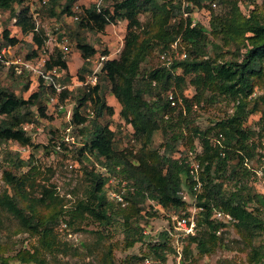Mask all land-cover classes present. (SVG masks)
Segmentation results:
<instances>
[{
	"label": "trees",
	"instance_id": "obj_1",
	"mask_svg": "<svg viewBox=\"0 0 264 264\" xmlns=\"http://www.w3.org/2000/svg\"><path fill=\"white\" fill-rule=\"evenodd\" d=\"M25 1L28 0H0V10L8 11L16 18V25L24 35H33V44L37 48L32 50V57H37L46 40L43 32H38L28 6L16 12L15 5H22ZM36 1L47 8L50 16L61 18L74 14L73 6L78 0H66L61 14L56 13L59 0ZM105 1L99 7L95 3L83 8L75 21H78L79 28L95 33H103L108 25L118 20L127 21L124 47L117 58L105 60L100 78L104 74L109 81L111 94L121 107L120 116L133 127V135L141 143V148L136 153L118 149L117 134L109 125L97 123L106 114L113 116L115 113L114 107L101 94V82L89 92L82 88L76 92L62 91L60 102L68 97H74L78 102L69 123L82 125L80 129L90 121L93 124V130H87L88 140L79 149L80 161L90 157L102 160L110 176L121 175L129 187L125 195L128 204L123 207L107 198L104 187L109 177L89 171V188L74 208L67 211L69 219L65 224L72 226L76 220L90 219L103 229L121 226L128 247H133L146 238L142 222L148 200L174 210L173 213L184 211L190 215L182 195L186 187L187 194L195 199L199 208L197 225L206 227L203 234L186 237L183 249L186 260L196 259L192 245H195L199 257L212 254L216 247L224 245L221 231L227 223L244 241L261 235L264 231V193L252 192V182L256 179L251 180L255 174L246 164V160L254 158L258 145L253 139L256 131L245 123L252 114L260 113V125L264 130V0L261 4L250 0L246 6L253 5V8L247 13L243 12L239 0H215L217 7H221L219 11L212 6L213 0H162L161 3L159 0H113L112 5L104 6ZM195 8L210 12L209 29L201 23L192 26ZM185 11L189 13L186 18L183 17ZM145 12L153 20L149 30L141 27L139 19ZM171 18L178 21L170 23ZM71 35L79 40L77 49L85 61L79 73V78H83L88 70V59L98 50L87 42L86 34L80 30ZM3 37L11 45L21 41L11 37L7 28ZM174 44L183 46L186 57H175L169 64L149 69L140 77L142 63L157 47L170 53ZM102 54L107 55L108 51L104 50ZM227 54L231 56L229 59L225 58ZM53 68L69 71L66 58L60 52L47 61L45 69ZM70 79L66 73L64 80ZM45 82L39 75L38 90L29 98L0 86V144L15 141L22 146L33 145L25 125L47 116L44 97L47 95L48 100L56 93L55 87ZM188 86L195 90L191 98L185 96ZM23 87L28 90L29 83ZM169 92L174 93L176 100L180 96L182 103L172 106ZM223 100L233 104L232 113L206 129H201L190 119L194 104L204 102L211 105ZM88 101L95 112L91 118L84 114ZM33 106L38 107L39 114L32 112ZM158 130L166 139L163 154L152 149L154 133ZM214 134L223 137L214 142L211 137ZM196 140L202 147L201 154L196 157L201 163L200 192L194 190L195 182L189 174V165L185 163L188 157L183 156L181 163L180 158L174 157L180 144L191 152ZM50 145L54 147L55 143L43 146L48 149ZM5 160L7 164L3 165L2 179L10 189L0 190V212L14 217L21 232L39 236L40 246L51 252L58 243L56 229L65 218L63 200L55 185L37 182L40 172L33 165L32 156L26 160L18 152H8ZM259 161L257 157L255 162ZM27 166L30 169L21 172ZM120 205L123 208L117 207ZM217 211L230 214L232 219L213 218ZM146 213L149 217L153 212ZM2 225L0 215V227ZM158 239L159 244H148L149 251L167 261L168 255L174 251L170 243L173 236L169 230H163ZM112 254L113 245L104 252L103 264H114ZM13 258L24 264H48L39 246L33 251L20 249ZM10 259L0 253V264H10ZM263 260L264 254L253 246L249 263L264 264Z\"/></svg>",
	"mask_w": 264,
	"mask_h": 264
},
{
	"label": "rangeland",
	"instance_id": "obj_2",
	"mask_svg": "<svg viewBox=\"0 0 264 264\" xmlns=\"http://www.w3.org/2000/svg\"><path fill=\"white\" fill-rule=\"evenodd\" d=\"M249 1L239 0L244 13H247L249 8H253V5L246 6ZM65 2L66 0H59L56 6L57 14H61ZM96 2L97 0H78L73 6L72 11L74 14L72 16L63 15L61 18L50 16L47 8L43 4L40 5V2L36 0L25 1L22 5L16 4L15 9L16 12H19L25 6L30 8L35 26L38 32H43L46 40L45 45L38 51L39 53L45 48L50 56H56L59 52V49L55 45V38L58 34L56 26H59L60 30L65 31L70 39L72 48L71 52L66 56L69 70H66V73L67 76L75 79L79 76L81 68L85 65V61L77 49L79 40L71 35L72 32L80 30L86 34L87 42L98 50L94 59L99 54H102L104 50L108 51L107 55H110L111 58H117L124 47L127 21L118 20L115 24L108 25L103 33H95L84 28H79L78 21L74 20L75 16H81L83 8H89ZM113 2V0H106L104 6H110ZM159 2L161 3L162 0H159ZM257 2L261 4L262 0H257ZM220 9L221 7H217L215 11H219ZM209 16L210 12L207 9L195 8L192 14V21L195 20L196 23H201L209 29ZM183 17L186 18L184 14ZM139 19L143 29L148 28L149 30L151 28L153 20L148 12L142 13ZM177 21L176 18H171L170 23H176ZM5 28L10 31L11 37H17L21 41L15 45H11L6 41L3 37ZM32 37V34L24 35L22 33L20 27L16 25V19L11 16L10 12L0 10V62L2 63V68L0 69V86L13 89L16 94L24 98H29L32 93L38 90V76L29 71L25 66L27 62H36V57H32V50L37 47L33 44ZM8 45L11 48L7 49L5 53H2L3 47ZM231 49L234 50V48ZM177 51L184 53L183 46L179 44ZM161 52V49L157 47L146 58L142 63L140 77L144 73H147L149 69L157 68L163 64L160 60ZM210 52L214 55L211 50ZM29 54L32 58L28 57ZM230 57V54H227L225 58L229 59ZM94 59L92 62H87L89 67L93 65ZM102 76L103 78H100L102 86L101 94L106 98L107 103L114 107L115 113L113 116L106 114L97 123L109 125L112 131L117 134L116 145L118 149H129L136 153L141 148V143L135 140L133 127L122 120L120 116V104L111 94L109 81L104 74ZM26 83H29V89L25 91L23 90V86ZM72 91L76 92L78 90ZM256 92L259 93L260 90ZM194 93V88L188 86L185 91V96L191 98ZM179 98L181 97L179 96ZM44 99L47 116L36 119L34 122H29V125H25L28 135L32 138L33 145L22 146L15 141L0 144V190L6 187L10 189L2 179L3 165L7 164L5 160L6 154L8 152H18L26 160L32 156L33 165L40 172L37 175V182L39 184H46L47 186L55 185L58 195L63 200L62 208L64 213L66 212L64 214L65 218L56 229L58 243L55 249L49 252L40 246L39 236L21 232L18 221L14 217L5 212H0L3 219V225L0 227V253H4L5 256L11 258L10 264H24L18 259L13 258V256L20 249L33 251L38 246L48 264H103L102 256L108 247H112V245L114 264H250L249 256L252 254L253 246L257 247L264 254V231L252 240L244 241L236 229L227 223V226L221 231L224 245L216 247L212 254L199 257L195 245H192L193 255L196 259L186 260L183 255V249L187 243V238L173 236L170 243L174 251L168 255L167 261H162L156 254L150 253L148 244H159L158 237L163 230H171L176 234L171 217L175 216V214L182 215L184 211L173 213L174 210L165 209L154 200H148L145 203V210L143 211L145 218L142 226L144 227V234L146 235L145 241L136 243L133 247H128V240H125L121 226L103 229V226L90 219H84L83 221L76 220L72 226L67 224L64 226L63 224L66 223L65 220L69 219L67 211L74 208L76 202L85 196L86 190L89 188L90 179L88 172L94 170L95 172H100L105 177H109L104 187L109 201L114 200L112 199L114 182L110 181L113 175L110 176V173L105 170L102 160L96 159L95 157H90L88 160L83 161L79 159V149L88 140V131L93 130V124L90 121L88 125L80 129L82 125L77 126L69 123L71 121L69 116L73 114L72 111L78 104L77 99L68 97L59 104H50L49 99L47 100V95ZM61 105L63 108H61ZM31 110L33 113L39 114L37 106H33ZM232 111L233 104H227L225 100L211 105L203 102L200 105H193L190 119L201 129H206L214 124L215 121L221 120L231 114ZM260 116V113L252 114L245 123V126L256 131L253 139L258 147L254 158L249 160L251 165L255 162L259 154L264 153V130H262L260 125ZM69 127L70 131L68 132L67 129ZM68 136L69 140H66ZM211 137L215 142L218 135L214 134ZM51 139H53L52 142L50 141ZM63 140L65 141L64 143H62ZM60 142L61 147L58 149L56 145ZM165 142L166 139L163 132L161 130L156 131L153 137L152 149L158 150L160 154H163L164 149L162 146ZM50 143H55L54 147L50 145L46 149L43 146ZM38 145L40 147H36ZM186 148V146L180 144L178 151L174 153V157L187 156L196 159L197 155L202 152V147L197 140L191 152H188ZM254 164L256 166V162ZM29 169L30 166L24 167L21 172H27ZM114 176L118 177V179H124L118 174ZM252 184H254L251 188L252 192L264 193L263 181L255 180ZM182 195L188 204L189 213L192 214L194 212L193 214L198 220L199 208H197L195 199L187 194L186 187ZM121 205L117 207L123 208L124 206L122 205V207ZM147 211L153 212L151 216L148 217ZM213 218H216L215 213L213 214ZM205 228V226L198 227L197 234H203Z\"/></svg>",
	"mask_w": 264,
	"mask_h": 264
},
{
	"label": "built area",
	"instance_id": "obj_3",
	"mask_svg": "<svg viewBox=\"0 0 264 264\" xmlns=\"http://www.w3.org/2000/svg\"><path fill=\"white\" fill-rule=\"evenodd\" d=\"M103 0H97L96 4L98 7L101 5ZM212 6L215 8L217 7V3L215 0L212 1ZM185 17L189 15L188 12L183 13ZM16 19V18H15ZM79 17L75 16L74 20H78ZM197 23L195 20L192 22V26H195ZM56 30L58 31L57 37L55 38V45L59 49V52L66 58V56L71 52V42L68 37V35L65 33V31L60 30L59 26H56ZM11 46H6L3 47L2 53H5L7 49H10ZM95 55L91 58L88 59V61L92 62L94 59ZM175 57H181L184 58L186 57L185 53H179L177 51V44L173 45V51L170 53L168 52H161L160 53V60L162 63L169 64L171 60ZM50 55L46 52V49L43 48L42 51L39 53V56L36 57V62L32 63L27 62L25 63V66L29 71L35 73L37 76H42L45 79V83L48 86H54L56 89V93L54 95H51L49 97L50 104H59L60 103V95L61 92L64 91L65 89L67 90H78L79 88L86 89L87 92L91 90V88L95 87L100 83V76L102 74L104 62L107 59H110V55H104V54H99L96 56V58L93 61V65L91 67L88 66V70L83 74V78H79L77 76L75 79H70L68 81H65L66 77V70L65 69H59V68H53L46 70V64L47 61L49 60ZM1 59V56H0ZM168 99L171 101L172 106H176L178 103H182V98H178L176 100L175 95L173 92H169L168 94ZM61 108L63 106L61 105ZM74 110V109H73ZM86 116L88 118H91L95 115L94 109L92 107V104L90 101L87 102L86 107ZM73 113V111H72ZM70 115V114H69ZM73 116L70 115V119ZM29 125V124H27ZM67 131H70V127L67 129ZM222 134L217 137V141H220V138H222ZM66 140H69V136L66 137ZM65 141L63 140L62 143ZM58 149L61 147V142L56 145ZM224 155V154H223ZM225 156V155H224ZM259 157V162L256 163V166L253 162L249 163V160H246L247 166L254 172L255 176L252 178L251 182L253 179L255 180H261L264 182V153L261 154ZM178 159L180 158V163L183 160V156H178ZM185 163H187L189 166V174L194 180V190L200 192L202 190V182L200 180V171H201V163L197 159H192L190 157L185 159ZM110 181L114 182L113 186L114 188L112 189V199L116 200V202L121 203L123 206H126L128 202L125 199V195L128 192V184L125 179H118V177L112 176L110 178ZM194 213V212H193ZM186 215L185 213L182 215L175 214V216L171 217L172 220V225L173 228L176 231V234L173 233V231L169 230L170 234L172 236H183L187 237L189 235H196L197 230H198V225H197V218L195 217L194 214ZM216 218L220 219H228L231 220L232 217L230 214H225L221 211H217L215 213ZM66 226V224H63Z\"/></svg>",
	"mask_w": 264,
	"mask_h": 264
}]
</instances>
